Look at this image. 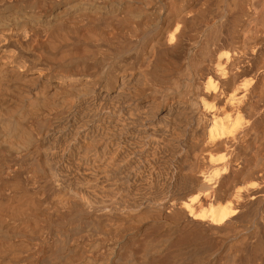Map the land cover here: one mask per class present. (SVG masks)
Listing matches in <instances>:
<instances>
[{
    "label": "bare ground",
    "instance_id": "6f19581e",
    "mask_svg": "<svg viewBox=\"0 0 264 264\" xmlns=\"http://www.w3.org/2000/svg\"><path fill=\"white\" fill-rule=\"evenodd\" d=\"M209 2L0 0V264H165L177 228L165 213L176 206L167 203L163 215L146 218L113 209L114 199L99 193L120 184L127 145L136 155L168 138L179 146L178 128L203 131L212 142L225 138L222 96L209 90L264 95V0H215V11H196ZM227 17L232 27L208 32L202 57L195 54L189 67L192 36ZM252 61L254 78L243 84L240 75ZM184 75L195 89L172 97ZM239 106L233 137L244 125ZM76 144L93 162L86 173L93 176L70 188L56 158ZM95 146L114 148L97 161ZM209 158L212 175L229 166V156ZM215 207L204 216L212 224L230 218L226 206ZM97 208L89 220L80 218ZM118 220L123 224L115 226ZM160 221V240L132 248L139 226Z\"/></svg>",
    "mask_w": 264,
    "mask_h": 264
},
{
    "label": "rangeland",
    "instance_id": "374dc122",
    "mask_svg": "<svg viewBox=\"0 0 264 264\" xmlns=\"http://www.w3.org/2000/svg\"><path fill=\"white\" fill-rule=\"evenodd\" d=\"M214 1L208 0L210 6L208 5L206 8L207 5H199L200 9L198 8L196 11L199 10L198 13L206 14L205 12L211 6L213 8H210L211 11H215L216 7L213 6ZM225 23L231 26L232 17L223 18L218 21L215 27L203 35L197 34L192 36V39H195V43L192 40V44L194 43V45L187 52V65H191V58L195 54H197L196 57L198 58L202 57L208 32L214 31L216 27L217 30L221 29V26ZM250 63L246 64L247 66L245 65L244 74L240 75L239 80L243 84L250 82L254 78L253 71H255L254 68L257 63L256 61ZM177 80L178 85L171 95L172 97L187 94L188 91L195 89V81L189 75L180 76ZM240 82L238 81L239 84ZM255 82L254 79L252 83ZM212 91L209 90L210 93H214L218 97L219 95L220 97L222 96L221 98L219 97L220 100L218 101L220 105L218 102L217 105L221 109L223 107V112L224 110L226 111L222 115L223 122L227 128L224 135L225 138L221 137L217 141L212 142L208 140V136L203 131L190 132L184 128H178L176 136L183 139L179 146H175L173 141H169L168 138L161 147L156 148V151L152 147L150 148L151 150H148L149 154L146 152L145 155H136L132 150L133 146L127 145V148L120 155L122 157H119V162L120 164L122 163L120 168L123 172L121 179L123 181H120V184L115 186L117 188L112 187L107 191L99 190L100 193H98L110 196L109 199H114H112L113 203L115 202L112 205L113 209L122 207L130 212H138L146 218L163 215V206L167 203L176 206L174 212L165 213L168 215V219L173 221L175 228L177 227L174 232L175 235H171L173 237L172 244L169 246L170 249L168 248V254H170L165 257V264L167 262H170L168 264H178L180 260H182V264H264V95L262 96L257 93L256 95H260V97H256V95L253 97L254 94L250 91L237 90L233 94L235 97L240 96L239 100L236 97L233 101L231 100V96L233 95L232 87L230 88V94L228 93L229 95L227 92L222 93L219 88L216 92H214L215 90ZM226 94L227 96H225ZM239 101L241 102V106H239ZM250 105L255 107L257 113L252 111ZM237 106L241 107L239 108L241 112L243 111L241 116L244 125L236 131L237 133L233 137L231 121L237 115L236 112L239 111H237ZM231 108L236 109V111L234 112ZM226 113L231 114L228 115ZM78 147L80 146L76 144L74 147L68 149L67 156L58 155L56 158L59 171L62 172V178H65V180L63 179L64 183L70 188L78 187V183L80 185L85 178L93 176L91 172L90 174H86L89 172L88 170H91L93 162L83 160L80 157L83 155L82 148L80 150ZM95 147L92 150V154L99 155L100 153L99 156L93 155L97 157V161L102 159L103 152L106 153L114 148H106L105 146ZM179 151H184L181 158L175 157ZM80 153L81 155H79ZM209 155L216 157L222 155L229 156V166L225 170H222V173L212 175L216 165L210 161ZM129 157L132 158L130 159ZM125 160L126 162H124ZM184 162L191 164L192 170L183 168ZM187 205H189L190 210L187 209ZM211 205L212 207L226 206L228 211L232 213L230 218L221 224H212L207 217H204L207 216L206 213ZM98 211V208L92 212L85 211L80 214V218L89 220L88 218H91ZM189 211H191L190 214L192 216H188ZM117 223L123 224L122 221L118 220L114 222V225ZM162 226V221L139 226V237L135 240L136 242L134 241L135 243L131 244L132 248L140 252L149 240H160L163 236ZM159 233L161 234L160 236ZM137 240L140 242L137 243ZM172 255H174V258L177 256V260L173 259ZM167 259L168 261H166Z\"/></svg>",
    "mask_w": 264,
    "mask_h": 264
}]
</instances>
